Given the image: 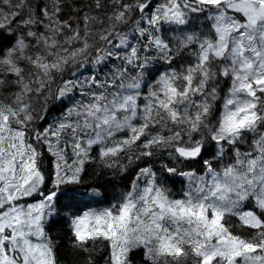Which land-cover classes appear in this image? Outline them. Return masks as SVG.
<instances>
[{"label": "snow or ice", "instance_id": "6c2138e0", "mask_svg": "<svg viewBox=\"0 0 264 264\" xmlns=\"http://www.w3.org/2000/svg\"><path fill=\"white\" fill-rule=\"evenodd\" d=\"M0 264H264V0H0Z\"/></svg>", "mask_w": 264, "mask_h": 264}]
</instances>
